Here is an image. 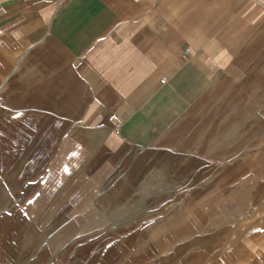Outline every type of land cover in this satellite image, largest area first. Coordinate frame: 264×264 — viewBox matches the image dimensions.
<instances>
[{
  "label": "crops",
  "instance_id": "0c3cea01",
  "mask_svg": "<svg viewBox=\"0 0 264 264\" xmlns=\"http://www.w3.org/2000/svg\"><path fill=\"white\" fill-rule=\"evenodd\" d=\"M0 264H264V0H0Z\"/></svg>",
  "mask_w": 264,
  "mask_h": 264
},
{
  "label": "built area",
  "instance_id": "2783aa9c",
  "mask_svg": "<svg viewBox=\"0 0 264 264\" xmlns=\"http://www.w3.org/2000/svg\"><path fill=\"white\" fill-rule=\"evenodd\" d=\"M109 120L112 123L113 126V131L115 133H118L123 122H124V118L121 117L120 115L116 114V113H111L108 115Z\"/></svg>",
  "mask_w": 264,
  "mask_h": 264
}]
</instances>
